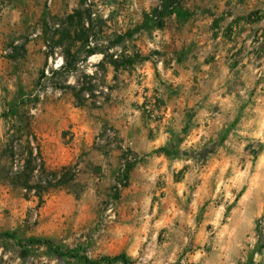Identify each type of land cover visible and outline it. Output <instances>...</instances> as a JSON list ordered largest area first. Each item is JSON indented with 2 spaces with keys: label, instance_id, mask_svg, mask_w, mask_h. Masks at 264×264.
<instances>
[{
  "label": "rangeland",
  "instance_id": "374dc122",
  "mask_svg": "<svg viewBox=\"0 0 264 264\" xmlns=\"http://www.w3.org/2000/svg\"><path fill=\"white\" fill-rule=\"evenodd\" d=\"M201 16L231 51L234 110L193 144L198 104L185 106L177 126L169 120L165 138L138 154L142 130L156 139L164 102L155 94L170 97L174 66L195 57L179 42L200 31ZM146 82L150 95L134 87ZM122 105L136 109L135 134L119 126ZM25 119L43 168L28 163ZM154 156L164 172L137 171ZM117 255L264 264V0H0V264Z\"/></svg>",
  "mask_w": 264,
  "mask_h": 264
},
{
  "label": "crops",
  "instance_id": "0c3cea01",
  "mask_svg": "<svg viewBox=\"0 0 264 264\" xmlns=\"http://www.w3.org/2000/svg\"><path fill=\"white\" fill-rule=\"evenodd\" d=\"M211 21L212 17L210 16L199 17L196 21L198 24L194 27V30L199 29L200 31L193 35V38L189 35L185 41L180 40L179 49L186 48L188 50L189 47L194 46L196 49L195 57L191 59L189 57L187 61H184L185 64L190 63L189 66L187 64V67H182L178 65L179 63L174 66L177 74L171 80L172 82L167 89L171 93L170 97L167 98V93L161 91L162 88H160V92L155 94L160 101L164 102V105L158 109V113L161 115L159 125L156 128L152 126L156 139L147 136L150 131L147 128L142 130V139L144 141L140 144H134V150L138 154L148 153L158 142L165 138L167 135L166 124L169 120L172 123L176 122L173 124L177 126V118L180 119L182 117L185 106L189 107L198 104V111L193 117L195 125L191 128L189 137L190 142H193V144L196 142L202 143L206 139H210L214 132L225 125L226 118L229 120V112L234 110L233 106L231 109V103L234 105V98L237 97L236 92L233 93L228 90L227 82V73L233 60L227 57L231 53V51L227 52L228 45L223 44L219 37H214L212 32L208 30ZM171 64H175V59L171 60ZM152 85L156 87L155 84ZM134 87L137 90L148 89L146 91L147 95H150L153 91L149 82L137 84ZM133 91L135 93V90ZM139 98V95H131L132 101H137ZM212 103H221L225 108L230 109L227 112L214 113L210 108ZM135 110L134 107L126 108L125 105H122L121 108L123 113L119 126L128 130L130 134H135L139 131V120ZM148 125H153V123L149 121L145 126ZM143 163H147V165L140 163L137 169L142 174L149 175L153 171L152 164L157 166L155 168L156 171H153L157 174L167 169V163L162 157L146 158Z\"/></svg>",
  "mask_w": 264,
  "mask_h": 264
},
{
  "label": "trees",
  "instance_id": "16d2710c",
  "mask_svg": "<svg viewBox=\"0 0 264 264\" xmlns=\"http://www.w3.org/2000/svg\"><path fill=\"white\" fill-rule=\"evenodd\" d=\"M23 128L26 131V136H25V143L27 144L29 150H30V156H32V158L30 157L28 163H34L35 166H38V164H36V160L38 159L39 161V166H41L40 168H43V161L40 158V150H39V144L36 142V138L35 136L32 134L31 132V128H30V122L28 120L25 119V121L23 122ZM19 141V140H18ZM35 150L36 151V155H32V151ZM34 169V168H33ZM38 242H43L46 244H51L50 240L48 239H38ZM120 260L122 261L124 264H129L128 259L124 256V255H117L111 258L108 257H102L97 261H91L89 259H85L86 263L88 264H101V263H105V262H111V261H117Z\"/></svg>",
  "mask_w": 264,
  "mask_h": 264
}]
</instances>
